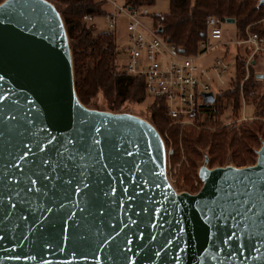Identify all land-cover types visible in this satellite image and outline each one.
Masks as SVG:
<instances>
[{
    "label": "water",
    "instance_id": "1",
    "mask_svg": "<svg viewBox=\"0 0 264 264\" xmlns=\"http://www.w3.org/2000/svg\"><path fill=\"white\" fill-rule=\"evenodd\" d=\"M256 154L204 155L200 188L176 193L148 120L77 98L55 6L0 2V264H264V141Z\"/></svg>",
    "mask_w": 264,
    "mask_h": 264
},
{
    "label": "trees",
    "instance_id": "2",
    "mask_svg": "<svg viewBox=\"0 0 264 264\" xmlns=\"http://www.w3.org/2000/svg\"><path fill=\"white\" fill-rule=\"evenodd\" d=\"M48 1L55 6L63 21L71 53L74 89L79 101L86 106L94 96L101 94L113 110L124 100L140 101L145 96L142 78L126 75L113 65V32L106 27L97 29L94 23L83 19L85 15L101 17L104 3L101 0ZM122 1L127 7H147L153 3V0ZM208 15H215L224 21L232 18L237 37H242L247 28L262 37L264 45V2L258 0H168V11L154 16L159 19L161 30L168 39L182 53L191 54L203 38ZM238 48L234 57V88L218 93L215 100L202 106L196 116V119L202 117V122L213 126V129H183L182 147L192 174L204 155H207L208 167L223 165L226 160H230L233 166L253 164L256 150L264 141V79L256 77L258 72L254 64L257 54L248 63V74L242 87L247 111L255 118L223 127H217L215 122L223 110V100L232 113L237 114L240 106L236 83L244 75V57L237 54ZM244 49L249 51L248 47ZM145 109L148 121L159 131L167 122L164 102L160 98H151ZM171 136L172 142L177 143V137L172 133ZM173 149L175 151L176 145Z\"/></svg>",
    "mask_w": 264,
    "mask_h": 264
},
{
    "label": "built area",
    "instance_id": "3",
    "mask_svg": "<svg viewBox=\"0 0 264 264\" xmlns=\"http://www.w3.org/2000/svg\"><path fill=\"white\" fill-rule=\"evenodd\" d=\"M104 12L101 15L105 26L113 33L119 18L125 19L126 41L123 45H115L114 62H120V70L129 76L142 78L144 94L150 98H160L164 102L167 125L163 136L165 179L176 192L195 193L201 185L197 177L193 181V191L178 189L170 172L172 136L167 134L170 128L182 129L186 126L200 127L196 116L202 106L215 100L218 93L234 77L236 48L248 47L249 53L244 61L245 76L240 86V106L235 121L253 118L247 115L246 104L242 95V84L247 77L248 63L255 54H264L263 38L255 32L244 29L242 37H224L222 25L225 21L215 15L205 18L203 38L198 41L196 51L184 54L173 43L159 25L160 21L149 14L147 7H127L122 0H101ZM92 15L83 19L90 21ZM234 49L232 64L228 60L229 50ZM221 49V53L208 63H200L198 59L208 51ZM211 93L213 101L205 100V94ZM223 125L233 122L222 115ZM234 121V122H235Z\"/></svg>",
    "mask_w": 264,
    "mask_h": 264
},
{
    "label": "rangeland",
    "instance_id": "4",
    "mask_svg": "<svg viewBox=\"0 0 264 264\" xmlns=\"http://www.w3.org/2000/svg\"><path fill=\"white\" fill-rule=\"evenodd\" d=\"M147 10H148L149 14H151V15L164 14L168 11V0H153V3L151 5L147 6ZM89 23H94V25L96 26L97 29H104L106 27L103 18L99 17V16L93 17V19L90 20ZM222 28H223L224 37L226 36L228 38H230V37L233 38V37L237 36L234 22H228V23L225 22L222 25ZM113 35H114L115 45L121 46L125 43V41H126V30H125V19L124 18L118 19V22H117V25H116V28H115ZM244 48H245L244 46L238 48L237 54L240 56H243L244 61H245L249 51L246 52ZM234 52L235 51L232 48L229 50L228 60L230 61L231 64H232V58L234 56ZM220 53H221V49H214V50L208 51L207 53H205L203 56H201L198 59V62L208 63L210 61V59L212 57H214V55H216V54L219 55ZM113 65H115L116 69L120 70V62L118 61V59L116 62H113ZM243 69H244V64H243ZM254 69L258 73L264 74V54H262V53L257 54L256 59H255ZM245 74H246V71L244 69V75L236 83L237 88H238L239 100H240L241 80L245 76ZM234 81H236V71L235 70H234V77L224 87L223 91L228 90V89H233L234 88L233 87ZM242 87H243V84H242ZM242 95H243V90H242ZM150 99H151L150 97L145 95L138 102L131 101V100H124L121 103V105L118 108H116V110H113V108H111L110 105L108 103H106V100L104 99V97L101 94H98V95L94 96L89 102H87L86 106L89 108H93V109L111 111V112H129V113L138 115V116L148 120V115L146 114L145 108H146V105L150 102ZM112 104L113 103H111V105ZM221 107L223 108V110L215 118L216 119L215 122L217 124V127L229 126L232 123L238 122V121L234 120L236 118L237 114L232 113L230 111V107L225 105L224 100L221 104ZM246 113H247V115L252 116L251 113H249V111H247V107H246ZM222 115H224L226 117V119H229V120L233 119L235 122L231 121L230 123L223 125L224 123L221 120ZM253 118H255V117L253 116ZM196 123L200 127H193V128L199 129V128L205 127L207 129H213V126L204 124L202 122V117H200V116L197 118ZM166 125H167V122L158 131L162 136L165 132ZM186 127H191V126H186ZM184 128L185 127H183L182 129H180L178 127L170 128L168 133H167L168 135L170 133V136L172 133L175 137H177V143L174 144L172 141H170L172 149L174 148V145H176V149H175V151L173 149V153H172L171 158H170L171 159L170 162L172 161L170 172L172 175L171 176L172 179L173 180L175 179V185L177 186L178 189L184 188V189H188L189 191H193L194 189H196L193 187V181L198 177L197 169L200 166V164L202 163V159H200L198 161L196 168H195V173L192 174L190 163L187 160V157L185 155V151L182 147L181 139H182ZM202 150H204V148H202ZM222 163H224L223 165H227V164H231V161L226 160ZM223 165H216V166H223ZM212 167H214V166H212Z\"/></svg>",
    "mask_w": 264,
    "mask_h": 264
},
{
    "label": "snow or ice",
    "instance_id": "5",
    "mask_svg": "<svg viewBox=\"0 0 264 264\" xmlns=\"http://www.w3.org/2000/svg\"><path fill=\"white\" fill-rule=\"evenodd\" d=\"M27 155V152L21 155L20 159H24V157Z\"/></svg>",
    "mask_w": 264,
    "mask_h": 264
},
{
    "label": "crops",
    "instance_id": "6",
    "mask_svg": "<svg viewBox=\"0 0 264 264\" xmlns=\"http://www.w3.org/2000/svg\"><path fill=\"white\" fill-rule=\"evenodd\" d=\"M217 56V54L216 55H214V57H216ZM214 57H212L211 59H210V61L214 58Z\"/></svg>",
    "mask_w": 264,
    "mask_h": 264
}]
</instances>
